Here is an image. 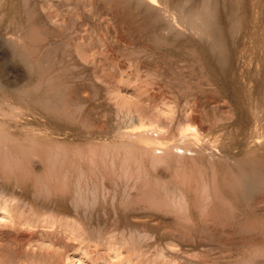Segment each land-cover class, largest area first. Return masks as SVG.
Masks as SVG:
<instances>
[{
	"label": "rangeland",
	"instance_id": "374dc122",
	"mask_svg": "<svg viewBox=\"0 0 264 264\" xmlns=\"http://www.w3.org/2000/svg\"><path fill=\"white\" fill-rule=\"evenodd\" d=\"M165 2L0 0V264H264V0Z\"/></svg>",
	"mask_w": 264,
	"mask_h": 264
},
{
	"label": "bare ground",
	"instance_id": "6f19581e",
	"mask_svg": "<svg viewBox=\"0 0 264 264\" xmlns=\"http://www.w3.org/2000/svg\"><path fill=\"white\" fill-rule=\"evenodd\" d=\"M147 2H149V6H151L152 8H153V10H155V11H163L162 9H163V7H166V8H169V7H167L168 6V2H165V0H146ZM145 3V2H144ZM150 3L153 5H150ZM116 5V9L117 10H123V11H126L129 7H130V5H129V3H123V2H121V1H117L116 3H115ZM143 4V3H142ZM143 5H145V4H143ZM205 5V4H204ZM204 7V6H203ZM203 7H201V8H198L197 10H195V9H189V10H185V11H187L186 13H185V11H184V13L185 14H187V16L191 19V20H194V21H196L197 22V24H198V26L197 27H194V28H192V32H194V33H198V32H204L206 35L208 34L209 35V37L211 38V40H212V42H213V45L215 46V47H217L218 48V50H219V56L221 57H223L224 58V55L226 54L225 53V51H227V50H225V48H227L228 46V44L226 43H224V38H226L225 37V33H224V35H223V31L224 30H222L221 29V27H219V23L218 22H216L215 20H213V18L212 17H210V13H209V8H208V5H206L204 8ZM31 13V12H30ZM127 14V13H126ZM183 14V13H182ZM184 14V15H185ZM31 15V14H30ZM184 15H182V16H184ZM125 18H126V20H129V21H131V22H134L133 21V16H131V15H129V14H127L126 16H125ZM32 19H33V17H32ZM184 18H182V20H183ZM185 19H187V17H185ZM185 19H184V21L183 22H186L185 21ZM189 19V20H190ZM31 20V19H30ZM182 20L179 22V21H175V24L176 25H183L184 23L182 22ZM173 27H174V25H173ZM207 35V36H208ZM34 36V35H33ZM35 36H37V35H35ZM39 36V35H38ZM32 38H35V37H32ZM38 39H39V37H38ZM227 39V38H226ZM37 40V39H36ZM225 41H227V40H225ZM163 42H164V40H163ZM223 44H225L227 47H225V48H223L224 47V45ZM34 45V44H33ZM34 46H32V48H33ZM32 48H31V52L33 51L32 50ZM39 49V48H38ZM36 50V49H35ZM45 51V50H44ZM41 52V51H40ZM48 52V51H47ZM50 52V51H49ZM32 53H34V52H32ZM34 54H38L37 53V51H36V53H34ZM33 54V55H34ZM40 54V53H39ZM49 54V53H48ZM42 55V54H41ZM227 55V54H226ZM36 56V55H35ZM43 56H45L44 54H43ZM50 56V55H49ZM33 57V56H32ZM38 57H40V56H38ZM37 57V58H38ZM36 58V59H37ZM42 58V57H41ZM226 58V57H225ZM38 60V59H37ZM226 60H227V58H226ZM42 61V60H41ZM38 64V63H37ZM51 87V86H50ZM55 88V87H54ZM48 90H49V88H48ZM52 90V89H51ZM54 90V89H53ZM56 92V91H55ZM54 93V92H53ZM57 93H59V92H57ZM47 94V93H46ZM45 95V94H44ZM50 96L52 95V94H49ZM56 95V94H55ZM65 95V94H64ZM46 96V95H45ZM57 96V95H56ZM63 96V95H62ZM62 96H59V97H61L62 98ZM64 97H66V96H64ZM47 98V97H46ZM49 98V97H48ZM67 98H68V96H67ZM70 98V97H69ZM50 99H52L51 97H50ZM49 99V100H50ZM64 99V98H63ZM53 100V99H52ZM51 101V100H50ZM49 101V102H50ZM54 101V100H53ZM56 101V100H55ZM61 101H62V99H61ZM60 102V101H59ZM46 103H47V99H46ZM53 103V102H52ZM54 103H56V102H54ZM64 103H66V101L64 102ZM51 104V103H50ZM60 104H61V102H60ZM60 104H59V107H60ZM63 104V103H62ZM52 105V104H51ZM55 105V104H54ZM53 105V106H54ZM55 107V106H54ZM50 108H51V106H50ZM53 108V107H52ZM56 108V107H55ZM57 108H58V106H57ZM61 108V107H60ZM57 110V109H56ZM55 112V111H54ZM57 112V111H56ZM2 123H0V125H1ZM5 126V125H4ZM6 127V126H5ZM2 128V126L0 127V145H2L3 147H4V143H6L7 141H11V140H13V138L8 134V132H7V134H5L6 132H4V130H2L1 129ZM161 128V127H160ZM2 130V131H1ZM143 130V129H142ZM136 132V131H135ZM143 132V131H142ZM144 132H146L147 133V131H145L144 130ZM137 133V132H136ZM140 134V133H139ZM142 134V133H141ZM146 134H144V136H145ZM187 137V136H186ZM138 138V137H137ZM178 138H181V137H178ZM184 138H185V136H184ZM184 138H183V140H184ZM9 139H11V140H9ZM34 139V138H33ZM140 139H142V136H141V138ZM189 139V138H188ZM191 139V138H190ZM196 139V138H195ZM199 139V138H198ZM14 140H15V137H14ZM32 140V139H31ZM30 140V138H29V140L28 141H26V143L27 142H30L32 145L34 144V146H35V141L33 140V141H31ZM179 140V139H178ZM200 140V139H199ZM18 141V140H17ZM17 141H14V142H16V145H18L19 143V141L17 142ZM38 141V140H37ZM187 141H192V139L191 140H187ZM21 142V141H20ZM33 142V143H32ZM179 142V141H178ZM177 142V143H178ZM197 142H198V140H197ZM200 142V141H199ZM8 143V142H7ZM18 143V144H17ZM26 143H25V145H26ZM38 143V142H37ZM195 143V142H194ZM10 144H11V142H10ZM23 144V143H22ZM22 144H20L22 147H24L25 149H26V146H24V145H22ZM29 144V143H28ZM180 144H182V143H180ZM179 144V145H180ZM186 144V145H185ZM187 144H188V142H186V143H183V146L185 145L186 147H179V148H186L187 149ZM191 144H192V142H191ZM8 145V144H7ZM6 145V146H7ZM19 145V146H20ZM41 145V144H40ZM178 145V144H177ZM190 145V144H189ZM194 145H198V144H194ZM5 146V147H6ZM13 146H15V145H13ZM20 146V150L18 149V151H20V153H21V149H24V148H22ZM36 146H37V144H36ZM42 146V145H41ZM181 146V145H180ZM29 147H31V145L29 144ZM191 147V145L188 147V148H190ZM192 147H193V145H192ZM2 147H0V149H1ZM15 148H16V146H15ZM31 148H34L33 146L31 147ZM30 149V148H29ZM27 150V151H30V150ZM41 149V148H40ZM2 150V149H1ZM0 150V151H1ZM38 150V149H37ZM10 151H11V149H10ZM10 151H9V153H10ZM106 151V150H105ZM113 151V150H112ZM115 151V150H114ZM185 151V150H184ZM5 151H3V155L5 156V158L6 157H8V158H10L11 156H10V154H12V152L9 154V156L8 155H5V153H4ZM25 152L26 151H22V153L21 154H23V155H27V154H25ZM33 152H36V151H33ZM31 153V156L33 155V154H35V153ZM105 153V152H104ZM110 153V152H109ZM1 154V156L0 157H2L1 159H3L4 158V156ZM16 154H19V153H14V158L16 159ZM49 154V153H48ZM93 154V153H92ZM29 155V154H28ZM50 155V154H49ZM61 155V154H60ZM104 155H106V153L104 154ZM108 155V154H107ZM12 156H13V154H12ZM19 156H20V154H19ZM35 156V155H34ZM37 156V155H36ZM94 156V155H93ZM126 156H127V154H126ZM125 156V157H126ZM39 157V156H38ZM38 157H37V159H38ZM40 157H42V156H40ZM107 157V156H106ZM12 159H14L13 157H11ZM10 158V159H11ZM30 158V157H29ZM34 158V157H33ZM47 158V157H46ZM50 158V157H49ZM48 158V159H49ZM14 159V160H15ZM18 159V158H17ZM27 159V158H26ZM42 159V158H41ZM61 159V158H60ZM92 159V158H91ZM91 159H89V160H91ZM6 160V159H5ZM4 159H3V161L5 162V163H7L6 161H5ZM9 160V159H8ZM19 160V159H18ZM21 160V159H20ZM32 160V159H31ZM50 161H51V159H49ZM48 160V161H49ZM124 160H125V158H124ZM131 160V159H130ZM130 160H129V162L128 163H130ZM2 161V162H3ZM54 161H58L57 159L56 160H54ZM133 161V160H132ZM0 162H1V160H0ZM16 163H18L17 161H15ZM53 162V161H52ZM127 162V160H125V162H123L122 164L124 165V163H126ZM136 162V161H135ZM257 162H260V161H257ZM257 162H254V163H257ZM263 162V161H262ZM11 163V162H10ZM14 163V162H13ZM43 163V162H42ZM56 163V162H55ZM93 163V162H92ZM116 163V162H115ZM114 163V164H115ZM253 163V162H252ZM253 163V164H254ZM264 163V162H263ZM22 164V163H21ZM21 164H19V165H21ZM51 164V163H50ZM112 164V163H111ZM113 164V165H114ZM121 164V163H120ZM121 164V165H122ZM133 164V163H132ZM251 164V163H250ZM259 164H261V163H259ZM1 165H2V163H1ZM18 165V164H17ZM122 165V166H123ZM136 165V164H135ZM134 165V166H135ZM248 165V164H247ZM257 165V164H256ZM5 166V165H4ZM120 166V165H119ZM128 166V165H127ZM126 166V167H127ZM250 166V165H249ZM258 167L256 168V167H253V166H250V167H252V168H254V170L253 171H251V173L253 174V175H248V174H246V178L245 177H242V179H244L243 181H242V179L240 180L239 179V181L237 180V182H238V185L237 186H239V185H241L242 183V187L241 188H246L245 186H247V185H249V184H252V182H253V184L252 185H258V186H260V185H263L264 186V169H263V171H262V169L260 170V169H258L259 167H260V165H257ZM262 166V165H261ZM6 167H7V165H6ZM17 167V166H16ZM115 167V166H114ZM130 167V166H129ZM138 167H140V165H138ZM247 167V166H246ZM249 167V168H250ZM9 168H11V164L9 165ZM124 168H125V165H124ZM131 168V167H130ZM144 168V167H143ZM243 168V167H242ZM255 168H256V171H255ZM4 169V168H3ZM2 169V170H3ZM6 169V168H5ZM115 169V168H114ZM113 169V170H114ZM120 169V168H119ZM122 169V168H121ZM120 169V170H121ZM140 169V168H139ZM138 169V170H139ZM141 169H142V167H141ZM13 170V169H12ZM11 170V171H12ZM16 170H19V169H16ZM132 170V169H131ZM243 170V169H242ZM247 170V169H246ZM10 171V170H9ZM15 171V170H14ZM117 171V170H116ZM122 171V170H121ZM124 171V170H123ZM127 171V170H126ZM126 171H125V173H126ZM71 172V171H70ZM120 172V171H119ZM128 172V171H127ZM133 172V171H132ZM130 173H131V171H130ZM8 174V173H7ZM13 174V173H12ZM135 174V173H134ZM139 173H137V175H138ZM113 175H115V174H113ZM126 175H127V173H126ZM126 175L124 176L123 175V177H126ZM136 175V176H137ZM248 175V176H247ZM135 176V175H134ZM240 176V175H239ZM244 176V175H243ZM11 177V176H10ZM114 177V176H113ZM128 177V176H127ZM139 177V176H138ZM7 178V177H6ZM133 178V177H132ZM8 179V178H7ZM42 179V178H41ZM125 179H127V178H125ZM236 179H238L237 177H236ZM5 180V179H4ZM9 180V179H8ZM43 180V179H42ZM120 180H121V178H120ZM128 180V179H127ZM130 180V179H129ZM135 180H136V178H135ZM137 180H138V178H137ZM136 180V181H137ZM140 180V179H139ZM235 180V179H234ZM1 181V180H0ZM134 181V180H133ZM143 181V180H142ZM240 181H242V183L240 182ZM257 181V182H256ZM41 182V181H40ZM46 182V181H45ZM138 182V181H137ZM113 183V182H112ZM115 183V182H114ZM118 183V182H117ZM117 183H115L114 185H116ZM130 183V182H129ZM134 183H135V181H134ZM241 183V184H240ZM2 184H3V182H2ZM9 184V183H8ZM37 184V183H36ZM38 184H40V183H38ZM41 184H43L42 182H41ZM40 184V185H41ZM58 184V183H57ZM63 184V183H62ZM88 184V183H87ZM110 184V183H109ZM127 184V183H126ZM139 184V183H138ZM20 185V184H19ZM44 185V184H43ZM42 185V186H43ZM95 185V184H94ZM97 185V184H96ZM111 185H113V184H111ZM160 185V184H159ZM255 185V186H256ZM7 186H9V185H7ZM13 186V185H12ZM37 186V185H36ZM35 186V187H36ZM42 186H40L41 188H42ZM57 186V185H56ZM118 186V185H117ZM134 186V185H133ZM250 186V185H249ZM249 186H247V187H249ZM255 186H254V188H255ZM263 186H261V188L263 187ZM97 187V186H96ZM105 187V186H104ZM103 186H102V188H104ZM126 187V186H125ZM145 187V186H144ZM143 187V188H144ZM148 187H150V186H148ZM147 187V188H148ZM158 187V186H157ZM162 187H165V186H163L162 185ZM235 187V186H234ZM240 187H237V188H240ZM253 187V186H252ZM14 188V187H13ZM48 188V187H47ZM46 188V190H48ZM109 188H112V187H110V185H109ZM120 188V187H119ZM154 188V187H153ZM160 188V187H159ZM159 188H157V189H159ZM166 188V187H165ZM83 189V188H82ZM91 189H93V188H91ZM99 189V188H98ZM107 189V188H106ZM125 189H127V188H125ZM124 189V190H125ZM145 189V188H144ZM246 189H248V188H246ZM253 189V188H252ZM4 190V189H3ZM7 190H9V189H7ZM45 190V191H46ZM86 190H87V188H86ZM97 190V189H96ZM110 190V189H109ZM166 189H164V191H165ZM241 190H243V189H240L239 191H241ZM250 190H251V186H250ZM41 191H43L42 189H41ZM49 191V190H48ZM63 191V190H62ZM95 191V190H94ZM94 191L92 190V192H93V194H94ZM104 191V190H103ZM107 191V190H106ZM150 191V190H149ZM154 191V190H153ZM168 191V190H167ZM166 191V192H167ZM12 192V191H11ZM14 192V191H13ZM105 192V191H104ZM150 192H152V191H150ZM175 192V191H174ZM1 193V192H0ZM5 193V192H4ZM47 193V192H46ZM97 193H98V190H97ZM117 193V192H116ZM123 193H124V191H123ZM155 193V192H154ZM236 193V192H235ZM244 193H245V191H244ZM2 194H3V192H2ZM106 194V193H105ZM125 194V193H124ZM127 194H129V193H127ZM144 194H146V193H144ZM149 194V193H148ZM164 194V193H163ZM182 194V193H181ZM242 194V193H241ZM245 194H247V193H245ZM244 194V195H245ZM4 195H6V194H4ZM8 195V194H7ZM78 195V194H77ZM79 195H81V194H79ZM84 195V194H83ZM95 195V194H94ZM94 195H93V197H94ZM107 195H108V193H107ZM147 195V194H146ZM158 195H160V194H158ZM172 195V194H171ZM183 195V194H182ZM185 195V194H184ZM27 196V195H26ZM40 196H41V192H40ZM45 196V195H44ZM60 196V195H59ZM97 196V195H96ZM102 196V195H101ZM109 196V195H108ZM132 196V195H131ZM162 196V195H161ZM164 196H166V195H164ZM167 196H168V193H167ZM176 196V195H175ZM247 196V195H246ZM43 197V196H42ZM50 197V196H49ZM82 197V195L80 196V198ZM127 197V196H126ZM152 197H154V196H152ZM159 197V196H158ZM172 197V196H171ZM180 197V196H179ZM4 198L6 199L5 200V202L3 201L4 200ZM4 198H2L3 200V202L2 201H0V206H1V203H2V209L4 208L3 206H6L7 205V203H9L8 201H9V199H7L6 197H4ZM10 198V197H9ZM13 198V197H12ZM45 198H48V197H45ZM80 198H79V200H76L78 203H79V201H80ZM145 198H147V197H145ZM185 198V197H184ZM183 198V199H184ZM22 199H23V197H22ZM28 199V198H27ZM95 199V198H94ZM97 199V198H96ZM158 199V198H157ZM166 199V198H165ZM168 199V198H167ZM166 199V200H167ZM182 199V200H183ZM15 200V199H14ZM20 200V199H19ZM19 200H18V202H19ZM84 200V199H83ZM133 200V199H132ZM152 200V199H151ZM150 200V201H151ZM154 200V199H153ZM152 200V201H153ZM159 200V199H158ZM171 200V199H170ZM169 200V201H170ZM174 200V199H173ZM182 200H181V202H182ZM206 200V199H205ZM11 201V200H10ZM28 201V200H27ZM71 201H73V200H71ZM75 201V200H74ZM76 201L74 202V203H76ZM94 201V200H93ZM96 201H98V200H96ZM155 201H157L156 200V196H155ZM162 201V200H161ZM168 201V200H167ZM166 201V202H167ZM15 202V201H14ZM24 202V201H23ZM48 202V201H47ZM95 202V201H94ZM107 202V201H106ZM175 201H173V203H174ZM179 202V201H178ZM185 202V199H184V201H183V203ZM16 203V202H15ZM33 203V202H32ZM77 203V205H79ZM169 203H171V202H169ZM17 205H18V203H16ZM47 204V203H46ZM53 204V203H52ZM51 204V205H52ZM95 204V203H94ZM122 204H123V201H122ZM127 204V203H126ZM130 204V203H129ZM172 204V203H171ZM176 204V203H175ZM181 204V206L183 207V205H186L187 203H184V204H182V203H180ZM9 205V204H8ZM12 205V204H11ZM15 205V204H14ZM20 205V204H19ZM25 205V204H24ZM32 205V204H31ZM45 205V204H44ZM54 205H55V203H54ZM73 205V204H72ZM81 205V204H80ZM177 205V204H176ZM29 206V205H28ZM35 206V205H34ZM76 206V205H75ZM157 206H160V204H158L157 203ZM162 206V205H161ZM21 207H22V205H21ZM30 207V206H29ZM67 207V206H66ZM177 207V206H176ZM16 208V207H15ZM18 208V207H17ZM16 208V209H17ZM26 208V207H25ZM180 208V207H179ZM1 209V210H2ZM76 209V208H75ZM182 209V208H181ZM30 210V209H29ZM14 211V210H13ZM28 211V210H27ZM52 211V210H51ZM77 211H78V208H77ZM9 213V212H8ZM5 234V233H4ZM9 238V237H8ZM3 239V238H2ZM20 240V239H19ZM18 240V241H19ZM3 241V240H2ZM7 242V241H6ZM1 243V242H0ZM8 243V242H7ZM7 243H6V246H7ZM10 243H11V241H10ZM9 243V244H10ZM12 244V243H11ZM20 244V243H19ZM22 245H23V243H22ZM24 246V245H23ZM11 247V246H10ZM14 247V246H13ZM12 247V248H13ZM0 248H2L1 246H0ZM4 248H6L5 246H4ZM11 248V249H12ZM15 248V247H14ZM8 249V248H7ZM7 249H4V250H7ZM21 249V248H20ZM13 250V249H12ZM23 250V249H22ZM20 251V250H19ZM5 252V251H4ZM7 252V251H6ZM31 252V251H30ZM32 253V252H31ZM4 255V254H3ZM11 255H14V254H11ZM16 255V254H15ZM15 255H14V257H15ZM5 256V255H4ZM4 256H1V257H4ZM28 256V255H27ZM13 258V257H12ZM3 259V258H2ZM14 259V258H13ZM10 260V259H9ZM1 261V260H0ZM8 261V260H7ZM3 262H4V260H3ZM248 262V261H247ZM5 263H6V261H5ZM243 263H245V262H243ZM3 264V263H2ZM10 264H11V262H10ZM249 264V263H248Z\"/></svg>",
	"mask_w": 264,
	"mask_h": 264
}]
</instances>
